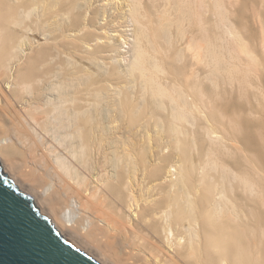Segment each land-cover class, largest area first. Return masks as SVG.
Returning <instances> with one entry per match:
<instances>
[{
  "label": "bare ground",
  "instance_id": "bare-ground-1",
  "mask_svg": "<svg viewBox=\"0 0 264 264\" xmlns=\"http://www.w3.org/2000/svg\"><path fill=\"white\" fill-rule=\"evenodd\" d=\"M97 1L0 0V164L98 264H264V119L223 92L253 83L225 5Z\"/></svg>",
  "mask_w": 264,
  "mask_h": 264
},
{
  "label": "water",
  "instance_id": "water-1",
  "mask_svg": "<svg viewBox=\"0 0 264 264\" xmlns=\"http://www.w3.org/2000/svg\"><path fill=\"white\" fill-rule=\"evenodd\" d=\"M0 264H98L52 223L1 164Z\"/></svg>",
  "mask_w": 264,
  "mask_h": 264
},
{
  "label": "rangeland",
  "instance_id": "rangeland-1",
  "mask_svg": "<svg viewBox=\"0 0 264 264\" xmlns=\"http://www.w3.org/2000/svg\"><path fill=\"white\" fill-rule=\"evenodd\" d=\"M108 1L110 0H98L96 5L102 6L103 4H107ZM114 2H116V0H114ZM222 2L225 5V7H222V10L225 9L223 11H225V13L227 12L226 14L224 13V16H226L224 19L226 20L224 21L223 19V21L221 22L224 25H222L223 28L221 27L220 30L222 32V43L227 48L228 46L233 47L234 45L237 52H234L235 57L233 58L232 63L236 65L240 64V66L246 68L251 66L250 64H252V71L249 74L252 77L251 79L253 82L252 86H245L242 83L240 84L238 81V77L241 82L242 73H238L239 76H237V81L233 83V85H235L234 89H231L232 84L229 83L226 85L223 82V92H225L226 95H230V98L238 102V104L246 103V97L241 96V93L249 94L250 100L252 102V129L255 132L259 133L260 122H262V120L264 119V0H221V3ZM223 4L221 6H224ZM208 5L211 8L209 9L211 10L209 14H211L213 12V1L208 0ZM108 7L110 8L111 4ZM128 23L129 25L125 27V29L127 28L126 33L128 34V41L124 44L123 41H125V38H122L123 40H120L118 36L114 37V39L117 40L116 42H118L119 40L120 43L122 42V46H120L121 48H119L122 51L119 50L120 53H118L117 56H115L116 53L113 52V58L110 59L115 63H120L121 68L126 70L132 58L131 56L133 41V23L132 21H129ZM239 38L241 39V41L239 40ZM228 43L232 45L230 46ZM245 44L248 45L245 46ZM242 46L249 47V49L252 50V53L255 56V62L253 60L251 61L250 58L246 56L244 52H239ZM247 64H249V66ZM236 111L238 112L237 114H239L240 112V114L243 113L241 110L238 109ZM156 130L157 129H154V132ZM166 150H168V147ZM171 171L174 173L176 171V168L174 166L171 167ZM254 209L256 212L264 213V205L258 206ZM255 222V218H252L253 225L255 224Z\"/></svg>",
  "mask_w": 264,
  "mask_h": 264
}]
</instances>
